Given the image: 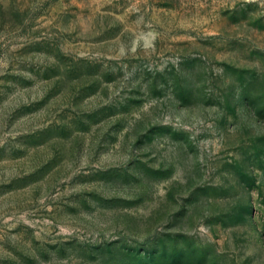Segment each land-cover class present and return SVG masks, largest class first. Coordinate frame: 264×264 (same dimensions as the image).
<instances>
[{
	"label": "rangeland",
	"instance_id": "1",
	"mask_svg": "<svg viewBox=\"0 0 264 264\" xmlns=\"http://www.w3.org/2000/svg\"><path fill=\"white\" fill-rule=\"evenodd\" d=\"M0 264H264V0H0Z\"/></svg>",
	"mask_w": 264,
	"mask_h": 264
}]
</instances>
